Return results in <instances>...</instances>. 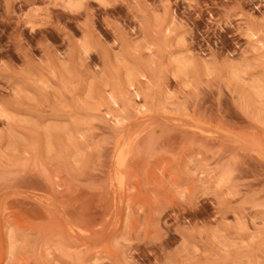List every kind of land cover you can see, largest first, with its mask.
I'll return each instance as SVG.
<instances>
[{
  "label": "rangeland",
  "instance_id": "obj_1",
  "mask_svg": "<svg viewBox=\"0 0 264 264\" xmlns=\"http://www.w3.org/2000/svg\"><path fill=\"white\" fill-rule=\"evenodd\" d=\"M0 264H264V0H0Z\"/></svg>",
  "mask_w": 264,
  "mask_h": 264
}]
</instances>
